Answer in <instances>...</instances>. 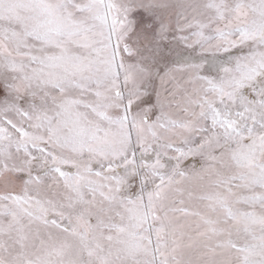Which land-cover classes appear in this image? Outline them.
<instances>
[{
	"label": "snow or ice",
	"instance_id": "snow-or-ice-1",
	"mask_svg": "<svg viewBox=\"0 0 264 264\" xmlns=\"http://www.w3.org/2000/svg\"><path fill=\"white\" fill-rule=\"evenodd\" d=\"M0 264H264V0H0Z\"/></svg>",
	"mask_w": 264,
	"mask_h": 264
}]
</instances>
